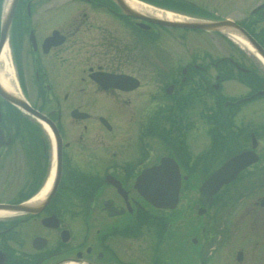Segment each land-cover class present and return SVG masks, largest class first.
Here are the masks:
<instances>
[{
	"label": "flooded vegetation",
	"instance_id": "1",
	"mask_svg": "<svg viewBox=\"0 0 264 264\" xmlns=\"http://www.w3.org/2000/svg\"><path fill=\"white\" fill-rule=\"evenodd\" d=\"M68 1L79 5L69 10L65 0H0V52L5 44L11 89L60 136L55 178L52 135L35 117L0 95V131L6 142L0 146V204L30 208L0 217V264H194L189 262L194 255L200 264H264V125L237 127L232 118L240 104L225 102L248 95L229 100L221 94L224 82L238 79L253 81V94L264 92L263 61L254 50L252 54L226 41L220 32L165 28L133 19L113 0ZM142 1L189 21H232L264 50V0H172V5ZM85 10H100L118 27L105 26L106 31L98 33L83 30L90 18ZM5 17L9 18L6 39ZM118 28L137 56L98 57L88 44L97 41L112 49ZM157 30L181 34L182 40L196 44L197 52L172 67V59L160 57L156 49L151 59L155 72L147 90L146 38L155 45ZM95 73L97 79L132 77L136 87L104 89ZM14 92L8 94L16 98ZM147 96L155 99L148 105ZM209 96L213 104L205 128L194 127L193 105L209 107ZM101 109L103 115L95 113ZM129 110L132 121L130 116L124 120ZM78 113L86 116L82 119ZM106 113L122 120V125L111 123ZM97 130L103 137L96 136ZM200 134L204 139L197 137ZM154 145L162 147V157L178 164L179 195L195 172L207 178L247 151L258 159L224 184L204 210L201 216L220 199L213 223L205 225L202 233L191 226L186 235L177 229L182 220L175 210L179 203L171 211L157 209L135 187L142 170L162 158L146 165ZM53 165V183L36 202ZM108 177L119 185L108 182ZM188 210L181 213L183 219ZM178 235L186 238L184 243ZM210 235L217 236L219 250L208 248ZM185 242L196 253L184 251Z\"/></svg>",
	"mask_w": 264,
	"mask_h": 264
},
{
	"label": "rangeland",
	"instance_id": "2",
	"mask_svg": "<svg viewBox=\"0 0 264 264\" xmlns=\"http://www.w3.org/2000/svg\"><path fill=\"white\" fill-rule=\"evenodd\" d=\"M65 2H66V8L69 10H73V9L77 8V6L79 5L76 2H72V1H68V0H65ZM151 2L153 4L172 5L171 3L174 1H172V0H152ZM149 5H151V4H149ZM85 11H87L90 18H89V21H87L86 23H83V28H82L83 30L84 29H88V30L91 29L90 30L91 32H94V33L97 32L98 33L99 31H101V29L105 28V26H108V28L113 27L112 29H114L115 27H118L117 25L114 24V22L111 19L106 18L100 12V10H98V11L85 10ZM103 31H106V29H103ZM157 32L158 33L156 35L159 37V41L155 42L156 43L155 45L146 42L147 45H146L145 51H144L145 52V58H147L146 59V77L144 78L145 84L147 86V90H148V86L150 84L149 81H151V78H149V76L153 72H155L154 70H153V72L151 71L152 70L151 69V59L154 58V52H156V49L160 52V57H163L168 61H170L172 59V65H173L172 67H175L178 63H179V65H181L182 63H186L187 58L189 57V54L197 52V49L194 48V47H196V44H192L191 41L188 42V41L182 40L181 34L174 33V32H168V31L167 32L166 31L165 32L164 31L159 32V30H157ZM116 33L118 36H116V40L113 43L112 49H108L104 43L102 46V44L97 43V41H93L91 44H88V45H90L94 48L93 51H96L97 54H99V55H97L98 57H101L104 55L105 57L115 59L116 57L123 56L124 55L123 53H126L125 56L136 57L137 51H132V49H130V47L126 43L125 38H124V41L122 40V35H123L124 31L122 29L118 28V31ZM188 37L195 39L196 36L193 34H188ZM130 38H132V37L130 36ZM145 38H146V36H145ZM224 39L226 41H228L229 43H232L231 42L232 40L226 39L225 36H224ZM123 45L124 46L127 45L128 49H125V47H123ZM149 45H151V46L153 45L152 49L149 48ZM234 45H236V44H234ZM211 74H212V71H211ZM155 76H156V74L152 75L151 77L154 79ZM238 80H240V81H226V82H224L221 86L222 87L221 94H223L224 97H227L229 99H235V98L246 96L249 93V90L253 88V81L248 80V85H246V83L245 82L243 83L241 81V79H238ZM210 81L215 82L212 78L210 79ZM217 93L218 92H216L215 94H217ZM151 97L152 96L146 97V101H147V103L145 102L146 105L150 104L151 100H155L154 98L152 99ZM209 97H210V101H206V102H208L209 107L206 106L207 104L200 106L201 104L199 102L194 103V105H193L194 111L190 114V119L193 121L194 127L201 128V127H203L202 125H204V128H205V122H207V120H208L207 114L212 109V104H213V101H212L213 97L212 96H209ZM158 98L159 97H157V99ZM130 100H132V98H130ZM152 103H155V101H153ZM120 107H122V106H120ZM238 108L239 109L237 111H235V115L232 118V122H235L237 124V127H246L249 124H253V125L263 124L264 125V97H258L254 100L249 101V102H244V103L240 104ZM102 112H104V109L96 110L95 113H99L100 115H103ZM132 112H133V110H129V113L127 114V116L124 120H126L129 116H130V120H131V113ZM106 115H108L109 121L111 123L117 124V126L122 125V120L113 118L109 113H106ZM95 117L96 118L98 117L97 114L95 115ZM204 128H202V132H204ZM183 132H184V130H183ZM104 135H105V133H104ZM96 136L98 138H101V137H103V134H102V132L97 130ZM197 137L203 138L204 135L200 134ZM192 142L195 143V140L193 139ZM152 149H153L152 154H151L146 165H150L154 162H158V160L160 159V157H162V154L164 153V150L162 149V147H160L158 145H154L152 147ZM202 176L203 175L201 173L195 172V174L191 178H189V180L187 182L183 183V190L180 194V202H179L178 207L175 209L177 215L182 217L181 213H183L184 211H186L187 208H189L187 215H184V219L182 217V220H178V222H177V229L179 231H181V233H183V234L187 233L186 235H189L188 230L191 229L190 228L191 226L196 229L194 232L197 231V233L198 232L202 233V230H204L203 228H205V225L213 223L212 219L218 217V215H217V211H218L217 204L220 201V199H217V198L215 199V203L211 207L210 211H208L203 216L197 215V211L193 209V205L198 204V187H199L200 183L205 179ZM173 213L170 212L168 214L172 215ZM206 229H207V226H206ZM186 235H185V237H186ZM208 238H211V240L208 242V248L211 249L213 247L212 249L219 250V244H217L218 243L217 236H211L210 235V237H208ZM178 239L184 243V240L186 238H183V237L181 238L178 235ZM200 242H201V239H199V243ZM169 243H170V240H169ZM185 244H186V242H185ZM186 245L188 247H184L185 248L184 251H187L186 249H189V250H192L193 254L196 253V249L194 247H191L188 244H186ZM182 256L184 257L185 253H183ZM195 257H196V255H194V258L189 262L194 261V264H200L199 263L200 262L199 257H197V258H195Z\"/></svg>",
	"mask_w": 264,
	"mask_h": 264
},
{
	"label": "water",
	"instance_id": "3",
	"mask_svg": "<svg viewBox=\"0 0 264 264\" xmlns=\"http://www.w3.org/2000/svg\"><path fill=\"white\" fill-rule=\"evenodd\" d=\"M121 11L132 18L145 20L152 24L161 25L164 27H173V28H187V29H203L207 31H221V32H230L240 35L249 46L256 51V53L263 59L264 61V51L257 45L253 43V39L243 31L239 26L229 20H222L218 22H200V21H166L163 19H157L154 17H150L148 15H144L141 13H137L129 8L122 0H114ZM8 21V20H7ZM9 24V21H8ZM8 27V25H7ZM7 29L2 30V36L6 35ZM98 76L94 75V79L101 83L104 89L112 88H120L123 90H131L135 86L128 87L129 82L132 80L129 77L122 75H104L103 79H97ZM264 94V92H257L250 97L239 100L238 102L232 103L237 104L242 101H250L259 95ZM0 95L6 99L7 101L17 105L22 110L27 112L28 114L34 116L40 121H43L45 124L47 121L43 116L29 108L24 104L23 101L13 98L6 91L0 89ZM229 103H226L227 105ZM102 122H105L104 119H100ZM52 131L53 138L56 144V160H57V173L56 177L59 175V164H60V138L57 135L53 126H49ZM254 138V137H253ZM2 144H6L3 142V135L0 131V146ZM256 145L255 139H253L252 148L254 149ZM253 155V158H252ZM257 156L252 151L243 152L238 156L230 159L225 163L224 166L218 168L214 171L208 178H206L201 185L199 186V201L201 204V208L198 209V214H203L205 208H208L213 201V196L216 195L220 188L235 179L237 172L244 169L252 162L255 163L257 161ZM110 179V177L107 178ZM113 179V178H112ZM115 181V180H114ZM109 180L108 182H113ZM116 182V181H115ZM119 185L118 182H116ZM181 186V174L179 172V167L177 163L169 158L163 157L160 160L158 165L152 166L150 168L144 169L141 174L137 177L135 187L139 189L140 194L145 198V200L151 204L153 207L158 209H173L176 207L178 202L179 190ZM199 206L195 205L197 209ZM0 209L8 210V211H16V212H28L30 208L28 205H5L0 204Z\"/></svg>",
	"mask_w": 264,
	"mask_h": 264
},
{
	"label": "bare ground",
	"instance_id": "4",
	"mask_svg": "<svg viewBox=\"0 0 264 264\" xmlns=\"http://www.w3.org/2000/svg\"><path fill=\"white\" fill-rule=\"evenodd\" d=\"M122 1L125 3V5H127L129 8H131L133 11H135L137 13L144 14V15H148L150 17H154L157 19H163L166 21H175V22L189 21V20H185L180 15L174 14L170 11H166L163 9L155 8L151 5H148L147 3L141 2L140 0H122ZM7 20L9 21V18L5 17L3 20L2 30H4L6 28L8 31V27H7L8 21ZM7 31H6V35H7ZM228 33L230 35V38H232L234 40L233 42L235 44L241 45L243 48L247 49L248 51L254 50L249 46V44L240 35L235 34V33H230V32H228ZM6 35H5V39H6ZM6 49H7L6 45L4 44V46L2 47L1 52H0V84L3 88L2 90L3 91L5 90L6 92H8L10 94V93L14 92V89L13 90L11 89L12 85L10 83L13 81L12 80L13 78H12V71L9 68V65H7ZM258 57L260 59H262L259 55H258ZM14 94H15L14 97H16V99L21 100V97L19 95H17L15 92H14ZM42 125H43L44 129L49 134H51L47 125L44 123ZM53 179H54V165H53L50 176H49L45 186L41 189L40 193L37 195V197L34 201H36V202L41 201L45 197L48 189L50 188L51 184L53 183ZM198 189H199V187H198ZM198 197H199V193H198ZM178 201L180 202V198L178 199ZM199 204H200V201L198 198V204H194V209L197 210V212H198V209L201 207V204L200 205ZM195 205H198L199 207L196 209ZM14 214L15 213L13 211L0 209V217H8V216H11ZM182 217L177 215L178 219H182Z\"/></svg>",
	"mask_w": 264,
	"mask_h": 264
}]
</instances>
